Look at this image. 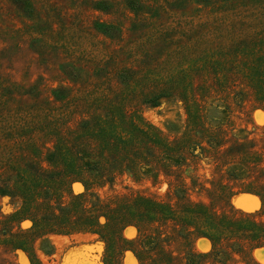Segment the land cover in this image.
Instances as JSON below:
<instances>
[{"label":"rangeland","instance_id":"1","mask_svg":"<svg viewBox=\"0 0 264 264\" xmlns=\"http://www.w3.org/2000/svg\"><path fill=\"white\" fill-rule=\"evenodd\" d=\"M109 123L155 170L95 177ZM0 264H264V0H0Z\"/></svg>","mask_w":264,"mask_h":264},{"label":"trees","instance_id":"2","mask_svg":"<svg viewBox=\"0 0 264 264\" xmlns=\"http://www.w3.org/2000/svg\"><path fill=\"white\" fill-rule=\"evenodd\" d=\"M100 3H105L106 2H100ZM105 9H107L108 7L105 6ZM113 25H108L105 23H101L100 24V28L104 33H109V31L112 29ZM124 71H122L119 74V77L123 80L126 81V76L125 74H123ZM160 96H154L153 97V101L156 102V100H158ZM151 101V100H150ZM113 123H109L107 124H98V126H94L96 127L94 129V133L96 134V137H98L96 140L100 141L97 146L94 148L95 152L94 155H92L91 157L93 158H97L101 164H99V161L96 160H88L85 161L84 158L78 159L77 155V151L80 150V146L77 145V143H79L78 140H76V138L74 139V141H72L71 145H70V152H74V154H76L74 156V158H76L77 160L83 161L85 163V165L87 166V168H89L90 170H95L96 171V175L95 177L99 180L102 181L101 178L106 179L107 181L110 180V176L113 175L116 171H129L131 173H133L134 171L138 172L139 170L144 174L149 173L150 171L155 170V167L152 165H149L148 161L143 157L142 155V138H139V141L136 142L138 145H134L135 143H131L130 142V137L126 135H123V131L124 130H118L119 128L116 127L115 128V133L114 134H108L109 129H110V125ZM84 127V126H83ZM106 127V128H105ZM109 127V128H108ZM84 129H86V127H84ZM136 130V129H133ZM81 132L80 131H76L75 134H77L76 136H78ZM153 132H151V130L148 128V130L146 129H139L138 130V134L140 136H147V135H151ZM159 135V138L162 140V142H165V144H163L162 142L159 143L160 146L164 147V150L162 151H158L157 155L162 156L161 160H163L164 162H167L168 164L164 163V167H173V166H177L180 164V161H182V156H179L178 154H174L172 151H174V148L172 146V144H170L169 142H167V140L163 139L160 135L159 132H157ZM83 134V133H82ZM102 135V137H101ZM139 136V137H140ZM152 136V135H151ZM153 136H157L155 134H153ZM157 136V137H158ZM81 139V138H80ZM132 141V140H131ZM150 141L149 139H147V142ZM148 148H151L150 146ZM152 149V148H151ZM60 150V149H59ZM59 150H56L57 154L59 152ZM80 155H83L82 153ZM110 155H112V157H109ZM100 165H102V168L100 167ZM159 165V164H158ZM156 164V168L158 166ZM124 166L123 169H121ZM161 166V165H159ZM163 166V164H162ZM157 170V169H156ZM85 187L87 188V185H85ZM181 189L177 188L174 190V193L176 194V198H178V200H180V204L183 206H188L189 208H196L198 206L205 208L203 205H196L193 204L192 202H188V200L186 199V194L182 195L181 197H178L177 193L180 192ZM83 194H78L76 195V197H81ZM123 198H118L116 199V201L118 200V204L116 203V209L117 210H121L124 209V206L127 208L131 207V209H134L133 205L134 202L136 203L137 206H142V204H146L147 206H149V204H152V202H150V199L146 198L145 196L142 195H137L135 197H133V201L130 202V200L125 201L122 200ZM149 203V204H148ZM163 204V203H162ZM162 204L158 203H154L152 205V207L155 206V210L159 209L162 207ZM162 210H165L162 209ZM128 214V212H127ZM213 215V216H212ZM211 216H209L211 218V220H215L217 219V215L212 214ZM104 216L106 217L107 221L104 225H101L99 222L97 223L98 227L104 228L106 226L111 227V226H119L120 222H114L112 220H110V218L104 213ZM249 216V215H248ZM59 216L54 214V213H50V217H47V219H49L48 221H54L56 222L57 220H59ZM208 218V219H210ZM45 219V217H44ZM39 220V219H38ZM34 222V221H33ZM50 224V223H48ZM56 224V223H55ZM34 228H36L35 222H34ZM101 234V232H100ZM204 236V235H203ZM206 236V235H205Z\"/></svg>","mask_w":264,"mask_h":264}]
</instances>
